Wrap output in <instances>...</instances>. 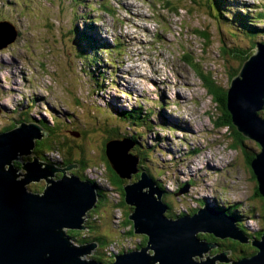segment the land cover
I'll return each mask as SVG.
<instances>
[{
  "label": "rangeland",
  "instance_id": "obj_1",
  "mask_svg": "<svg viewBox=\"0 0 264 264\" xmlns=\"http://www.w3.org/2000/svg\"><path fill=\"white\" fill-rule=\"evenodd\" d=\"M165 1H173L180 9L174 12L172 3L168 6ZM225 1L230 5L228 17L240 16V26L250 25L251 19L264 13V0ZM2 20L14 23L19 37L0 51V133L22 123L43 125L52 149L43 146L33 155L60 170L72 160L78 168L68 171V176L87 180L98 192L107 194L97 213L94 209L88 212L95 229H87L82 236L91 238V243L97 236L118 242L112 248V255L117 256L142 240L141 236L125 235V227L116 228L123 216L114 204L123 197L107 180L103 161L107 159L105 144L115 136L116 140L136 139L131 153L141 159L139 174L132 181L139 179L142 168L155 180L169 206L167 218L193 215L206 205L228 206L230 212H236L238 229L250 241L259 238L264 230V199L257 192L258 182L248 161L260 147L244 138V145L233 149V133L216 125L224 118L223 112L198 73L211 75L227 91L231 76L240 72L242 65L232 55L222 56V47H238L236 52L253 49L250 53H254L255 46L264 43V22L257 24L258 35L252 40L238 24L233 29L226 21L214 20L208 0H0ZM241 29L250 37L254 35L248 27ZM231 30L234 34L229 35ZM198 31L207 32L210 42ZM78 34L93 37V58L77 55L78 44L86 47ZM146 87L149 93L154 89L150 95ZM115 95L120 97V105L112 102ZM133 109L143 114L142 124L134 122L135 115H128ZM126 113L129 118H119ZM260 115L264 117V111ZM183 124L192 125L187 130L190 134L177 131L175 126ZM157 139L159 145L154 146ZM30 160L28 156L14 163L18 176L25 173L21 164ZM82 160L86 168L77 163ZM61 177L57 173L55 179ZM45 186L43 180L28 189L40 193ZM185 186L188 191L181 193ZM123 212L124 217L131 213L127 208ZM70 232L66 231L71 237L74 234ZM208 236L199 235L202 240ZM240 245L238 254L231 253L229 258L237 260L242 251L252 249ZM105 249L98 245L85 259L106 263ZM223 252L218 245L210 254Z\"/></svg>",
  "mask_w": 264,
  "mask_h": 264
},
{
  "label": "water",
  "instance_id": "obj_2",
  "mask_svg": "<svg viewBox=\"0 0 264 264\" xmlns=\"http://www.w3.org/2000/svg\"><path fill=\"white\" fill-rule=\"evenodd\" d=\"M18 37L14 23L0 21V51ZM254 50L231 79L226 109L237 132L260 147L250 166L258 182L257 192L264 199V117L260 115L264 111V43ZM46 137L34 123L0 133V264H108L85 259L98 244L76 245L66 233L87 230L85 216L96 208L100 195L91 182L66 174L77 165L66 167L62 177L55 179L58 169L33 155L37 142ZM134 146L130 139H112L105 144V155L116 175L128 181L123 186L125 205L132 209L128 220L134 235L146 237L147 242L109 264H264V230L260 239L250 241L234 217L208 205L193 215L167 218L164 192L150 175L142 171L139 179L132 181L139 174L140 163V157L131 153ZM28 156L32 160L21 164L25 173L18 176L14 163ZM43 180L46 186L42 192L28 189ZM200 234L241 245L251 243L256 253L237 260L228 257L231 251L212 256L210 252L218 245L202 240Z\"/></svg>",
  "mask_w": 264,
  "mask_h": 264
},
{
  "label": "trees",
  "instance_id": "obj_3",
  "mask_svg": "<svg viewBox=\"0 0 264 264\" xmlns=\"http://www.w3.org/2000/svg\"><path fill=\"white\" fill-rule=\"evenodd\" d=\"M208 1H209V9H210V12H211L212 17H213L214 20H216L219 23H221V21H226L228 24L231 25V27L233 29L235 27L234 24H238L239 30L242 33H244L245 36H248V38H250L252 40H254L256 38V36L258 35V31H259L256 27H257V24L258 23L264 22V13L261 14V15H258L254 19H251L250 25H249V23H248V25H246V23H243L244 25L243 26H240V18H241L240 16H233V17H230V18L228 17L230 5L227 4V2L225 0H208ZM165 2H166V4H168V6H170L171 3L173 5V1H170V2L169 1H165ZM166 8L168 10L170 9V7H166ZM173 8H174L173 9L174 12H176L177 10L180 9V7L179 6H176V5H173ZM245 27H248V30L251 31L252 34H254L252 37H250L249 35H247L246 32H244L241 29V28H245ZM197 33L205 40V42H208V43L210 42V35L207 32L198 31ZM230 34H234V32L231 30L230 33H229V35ZM232 37L235 38L234 35ZM78 39H80L81 41H83V43L85 44V46L88 47V48H90L91 50L88 51V48L83 47L82 45L78 44L79 46H78V49H77V55L80 56V57H83L84 59H91V58H93V56L91 55L92 52H93V50H94L93 49L94 48V39H93V37H91L90 35H83L81 37V34H78ZM96 46L99 47V44L96 45ZM102 48L106 52H108V50H109L108 48H105V47H102ZM238 49H239L238 47H235L234 49H230V48L228 49L227 46H224L221 49L222 56H226L228 54L229 55H232V56L238 58L241 61V65H243L244 62H246L250 58V56L253 54V53L252 54L250 53L253 49L252 50L251 49L248 50L246 48H243L241 50V52H236ZM192 68L195 70V66H192ZM238 73H239V71H236L231 76V79L233 77L237 76ZM198 75L201 78V80L203 81L204 87L207 90L208 94L212 96L214 102L218 105L219 110L221 112H223L222 113V116L224 118L223 119H220L216 123V125L217 126H220V127H223V128H226L228 130H231V132L233 133L232 134V138L234 140L233 149L236 150V146L238 144H243L245 137L243 135H241L240 133H238L237 130L235 129V127L232 125L231 116H230V114L228 113V111L226 109V98H227L226 97V94H227V91L222 90L218 86V84L214 80H212V78H211L212 76L211 75L210 76H207V75H205L203 73H198ZM132 111H133L132 113L128 112V115L129 116L130 115H135L136 118L134 119V122H138L139 124H142L143 123V120L142 119L144 118L143 114L139 110H137V109H133ZM118 116H119L120 119H124L125 120L126 117H127V113L124 114V115H118ZM129 116L127 118H129ZM115 133H117V131H114V134ZM114 137H112L110 139H113ZM131 140L132 141H135L136 139L135 138H131ZM48 141H49V138H46L43 141L37 142L36 149L39 150L40 148H43V146H45L47 150H51L52 147L50 146V144L48 143ZM36 149H35V151H36ZM251 155H253V156H251L249 158V161H248L249 162V166L251 164V161L255 158V154H251ZM140 159H141V157H140ZM103 161H104V164H105L106 174H108V179L107 180L109 181L110 185L112 187H114L115 190H118L120 192L121 196L123 197V200L117 201L116 204H114V208L116 210L121 211L122 212V216H123L118 228L125 227V229H128L127 234L129 236L132 235V237H133L135 235L133 233L132 223L128 220V217H129L130 214L127 213V214H125V217H124V212H123V208H127L130 211L132 210L130 207H128L127 205H125V202H124L123 186L125 184V181H122L116 175V173L111 169V167L109 166V163H108V160L107 159H104ZM77 163L80 164L81 166H83L84 168H86V166H87V163L85 161H83V160L82 161H78ZM72 164H76V163L75 162H72V160H67L64 163V165L66 167H68V166H70ZM142 171H145V170L142 168ZM159 188L161 189L160 186H159ZM99 195H100V199H99V202H98L96 208L93 210V213H97L99 211V209H100L103 201L107 200V194L105 192L99 191ZM170 206H171V204H170ZM219 209L225 210V212L229 216H232V217H234L236 219L235 213L230 212V210H228V206H226V209H223V207L222 208H219ZM180 216H182V214H180ZM89 217L91 218L92 215H89ZM88 220H89V218L86 221L88 222L87 225L90 228L88 226L87 227L89 229V232H92L93 229H95V226H93ZM94 221H98V220H94ZM70 233L74 234L72 236L73 237V240H76V241L80 242L79 245L86 244V243L90 242V240H91V238H82L81 235H80V232H77V231H73L72 232L71 231ZM135 237H137V236H135ZM260 237L261 236H259V238ZM207 241L209 242V240H207ZM213 241L216 242L217 245H220L221 248L224 249V251H231L232 252V256H234L235 254H238V251H237V246H239V243L238 242L232 241L231 244H226V242H227L226 240H222L221 241V240H218V239H214ZM146 242H147V238L146 237H142V240H140L136 244L134 250L141 249V248L145 247ZM94 243H98L99 244V247L101 249H105L109 245L110 242L108 240H106L105 237L97 236L96 238H94ZM223 243L226 245L225 247H222L223 246L222 245ZM254 253H256V250L253 251L251 249V251H249V252L245 250L244 252L242 251V255L241 256H239V257L237 256L236 258L239 259V258H243V257H248V255L252 256V255H254ZM240 254H241V252H240ZM246 254H247V256H244ZM103 255H104V253H103ZM98 261H101V259H98ZM101 262H103V261H101Z\"/></svg>",
  "mask_w": 264,
  "mask_h": 264
},
{
  "label": "bare ground",
  "instance_id": "obj_4",
  "mask_svg": "<svg viewBox=\"0 0 264 264\" xmlns=\"http://www.w3.org/2000/svg\"><path fill=\"white\" fill-rule=\"evenodd\" d=\"M155 74H156V73H155ZM120 75L123 76V73L121 72ZM156 75H157V74H156ZM162 75H163V74H162ZM144 76H145V75H144ZM144 76H143V78H147V77H144ZM120 77H121V76H120ZM123 77H124V76H123ZM153 78H154V77H153ZM118 79H119V78H118ZM150 82H151V81H150ZM148 84H149V83H148ZM150 84H151L152 86H154V84H153L152 82H151ZM187 84H188V83H187ZM187 84L184 85L186 88H188ZM119 85H121V84H119ZM121 86H124V85H121ZM132 86H133V85H131L130 88H131ZM125 87L128 88V86H125ZM147 89H148V88L146 87L145 90H146V92H147L149 95H150V94L152 93V91L154 90V89H151V90H150L151 93H149V92H148L149 90H147ZM149 89H150V88H149ZM179 90H180V89H179ZM179 90H178V91H179ZM164 92H165V91H164ZM40 98H41V100H43V97H40ZM187 99H189V98L187 97ZM113 100L116 101V102H118L117 105H120L121 102H120V97H119V96H117V95L113 96V98H112V102H113ZM181 100H183L184 103L187 102V100L185 101V98H181ZM186 104H187V103H186ZM184 105H185V104H184ZM191 117H192V115H191ZM179 118H180V117H179ZM179 118H178V119H179ZM184 118H185V120L188 122V119H186V117H184ZM190 119H191V118H190ZM167 120H168V119H167ZM167 123H169V122H167ZM178 123H179V122H178ZM39 126L42 128L41 125H39ZM175 127H177V131H178V132L182 130V131L186 132V134L188 135V134H190V133L187 132V130H189V128L192 127V125H190V126L187 127V126H185V125L183 124L182 126L179 125V126H175ZM42 129H43V128H42ZM43 130H44V129H43ZM191 132H192V131H191ZM182 140H183V142H184L185 144L187 143L186 137H183ZM162 141L164 142V140H162ZM166 142H168V141H166ZM153 144H154V146H158V145H159V140H158V139L155 140V142H154ZM166 146H167V145H166V143H165V146L163 147V150H162V151H165ZM172 154H174V153H172ZM210 161H211V160H210ZM210 161H209V162H210ZM51 165H52V164H51ZM62 170H64V169H62ZM62 170L58 169V171H59L60 174H62V172H61ZM119 212H121V211H119ZM121 213H122V212H121ZM235 214H236V212H235ZM86 216H87V215H86ZM86 216H85V217H86ZM86 218L88 219V216H87ZM87 219H86V220H87ZM121 220H122V219H121ZM86 222H87V221H86ZM85 224H86V223H85ZM87 226H88V225H86V229H88V227H89V226H88V227H87ZM89 228H90V227H89ZM136 244H137V243H136ZM118 245H119V243H118ZM135 246H136V245H135ZM135 246L132 247L133 250L135 249ZM132 248H128V250H122V251H123V253H125V252H131V251H132ZM123 253H122V254H123ZM254 254H255V253H254ZM114 260H115V259H114ZM234 260H235V259H234ZM107 262H108V261H107ZM108 264H109V263H108Z\"/></svg>",
  "mask_w": 264,
  "mask_h": 264
},
{
  "label": "built area",
  "instance_id": "obj_5",
  "mask_svg": "<svg viewBox=\"0 0 264 264\" xmlns=\"http://www.w3.org/2000/svg\"><path fill=\"white\" fill-rule=\"evenodd\" d=\"M119 199H120V198H119ZM118 201H120V200H118ZM116 219H118V218H116ZM119 224H120V222L117 221V225H116V228H117V229H118V227H119ZM126 230H128V229H126ZM127 232H128V231L124 232V234L126 235ZM126 239H128V238H126ZM117 243H118V242H116V243L110 242L109 245H108V247L104 250V258H105L106 261H108V262H112L113 259L117 256V255H112V248H113V247H117V246L115 245V244H117ZM132 250H133V248H132Z\"/></svg>",
  "mask_w": 264,
  "mask_h": 264
},
{
  "label": "flooded vegetation",
  "instance_id": "obj_6",
  "mask_svg": "<svg viewBox=\"0 0 264 264\" xmlns=\"http://www.w3.org/2000/svg\"><path fill=\"white\" fill-rule=\"evenodd\" d=\"M197 211H194V213L193 214H195ZM86 231V230H85ZM85 231H80V235H81V237L82 238H88L87 236H82L83 234H85ZM87 232H89V231H87ZM262 234V233H261ZM261 234H259V236H261ZM207 239L210 241H212V240H214V239H216V238H214L212 235H209L208 237H207ZM258 239H260V238H258ZM257 240V239H256ZM232 243V242H231ZM86 244H91L90 242H88V243H86ZM95 244H98V243H95ZM99 245V244H98ZM240 245V244H239ZM251 244H247L246 246H250ZM241 246V245H240ZM242 246H244V245H242ZM100 248V247H99ZM252 249H253V251H255V249L253 248V247H251ZM101 249V248H100Z\"/></svg>",
  "mask_w": 264,
  "mask_h": 264
},
{
  "label": "clouds",
  "instance_id": "obj_7",
  "mask_svg": "<svg viewBox=\"0 0 264 264\" xmlns=\"http://www.w3.org/2000/svg\"><path fill=\"white\" fill-rule=\"evenodd\" d=\"M211 207H212V206H211ZM219 210H221V211L225 212V211H224V210H222V209H219ZM194 211H195V210H194ZM221 241H222V240H221ZM249 244H251V243H249ZM103 253H104V251H103ZM244 256H247V255H244ZM104 259H105V258H104ZM105 261H106V260H105ZM113 261H114V260H113ZM113 261H112V262H113ZM106 263H109V262H107V261H106ZM110 263H111V262H110Z\"/></svg>",
  "mask_w": 264,
  "mask_h": 264
}]
</instances>
